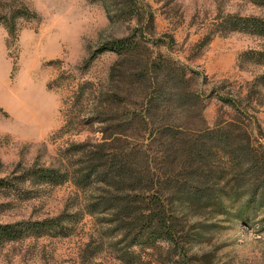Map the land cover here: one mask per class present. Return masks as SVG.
<instances>
[{
  "label": "rangeland",
  "instance_id": "374dc122",
  "mask_svg": "<svg viewBox=\"0 0 264 264\" xmlns=\"http://www.w3.org/2000/svg\"><path fill=\"white\" fill-rule=\"evenodd\" d=\"M230 16L264 17V9L250 0H0V223H41L0 244V264H126L86 213L88 193L38 172L71 174L74 146L101 138L98 124L68 123L74 90L108 78L117 54L102 52L105 42L142 34L197 78L209 127L231 119L235 103L253 141L264 145V63L245 56L264 50V40L230 31ZM260 218L206 213L196 220L209 236L193 251L214 253L217 264H264Z\"/></svg>",
  "mask_w": 264,
  "mask_h": 264
},
{
  "label": "trees",
  "instance_id": "16d2710c",
  "mask_svg": "<svg viewBox=\"0 0 264 264\" xmlns=\"http://www.w3.org/2000/svg\"><path fill=\"white\" fill-rule=\"evenodd\" d=\"M250 1L264 9V0ZM229 27L264 40V17L230 16ZM101 50L117 54L108 78L74 90L68 123L98 124L101 138L74 146L71 174L41 169V180H70L88 193L86 213L104 226L126 264H170L175 257L180 264H217L214 253L193 251L210 233L196 219L214 213L264 222V145L253 141L235 103L231 119L209 127L197 78L142 34L105 42ZM245 56L264 63V50ZM40 224L0 223V244ZM135 246L159 256L144 259Z\"/></svg>",
  "mask_w": 264,
  "mask_h": 264
}]
</instances>
